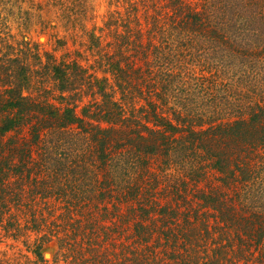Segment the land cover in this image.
<instances>
[{"label":"trees","instance_id":"obj_1","mask_svg":"<svg viewBox=\"0 0 264 264\" xmlns=\"http://www.w3.org/2000/svg\"><path fill=\"white\" fill-rule=\"evenodd\" d=\"M118 3L119 11L136 13L123 19L119 11L112 12L118 16L109 25L116 28L118 22V30L101 47L99 66L114 80L115 88L106 78L91 81L87 69L77 64H62L52 69L60 90L72 91L86 83L87 92L95 102L81 107L74 103L59 110L52 109L44 99L40 101L44 107H39L36 98L25 94L31 83L30 75L16 78L8 69L5 78L15 77L0 90L1 135L34 117H39V123L33 125L35 140L41 127L51 126L55 130L50 129L44 135L58 136L70 125L90 135L91 155L75 162V167L84 170L70 168V174L76 173V189L62 184L69 175L64 164L58 170L47 158L41 162L47 165L41 172L46 177L53 175L58 186L52 190L61 195L66 205L73 203L70 194L76 193L80 201L87 200L84 204L89 209L86 212L89 227L102 231L97 222L109 216L114 219L112 227H104L108 236L90 228L88 233L83 225L75 228L78 239L73 234H63L61 240L66 242L63 259L68 264H142L146 260L163 264L162 257L156 255V246L149 243L162 233L170 235L167 225L170 219L166 218L163 225L167 228L159 233V229L152 228L157 222L147 220L159 204L157 192L150 187L154 174L151 160L155 157L162 158L165 164L181 162L193 164V168L198 166L195 174L199 168L211 167L222 174V185L236 186L243 181L256 185L262 181L255 160L264 156V102L257 100L260 89L255 98L240 99L232 88L230 76L237 67L245 72L243 79L247 82L264 80V60L256 62L257 56L264 52V0H186L159 17L150 14L151 1L145 4L144 0H118ZM100 40L101 36L91 35L90 44L99 45ZM257 87L261 88L262 84ZM140 100L146 104H138ZM34 111L40 113L34 115ZM231 116L233 120L228 119ZM116 148L121 155L119 159ZM0 150L4 152V148ZM17 151L20 150L16 148ZM60 155L59 163L69 158L64 153ZM87 160L88 165L81 166ZM5 171L23 175L25 171L28 174L29 168L25 162L12 165L8 156H3L0 175ZM141 187L148 190L134 204L131 201ZM40 189L42 195L52 192ZM235 190L236 187L232 191ZM204 194L201 196L205 205L217 212L218 222L230 234L231 229L238 232L234 236L237 245L242 250L246 245L243 251L251 247L257 251L244 257L252 259V264H264V205H260L264 193L252 204L241 202L245 210L223 200L222 195ZM2 203L5 207V201ZM166 208L163 205L158 210L171 213ZM130 238L136 248L128 251L136 252L141 261L126 256L127 248L123 244ZM104 242L108 244L105 248ZM73 247L77 249L75 252ZM150 250L154 256L147 258ZM37 256L40 261H46L41 250ZM216 259L208 258L203 264H212Z\"/></svg>","mask_w":264,"mask_h":264},{"label":"rangeland","instance_id":"obj_2","mask_svg":"<svg viewBox=\"0 0 264 264\" xmlns=\"http://www.w3.org/2000/svg\"><path fill=\"white\" fill-rule=\"evenodd\" d=\"M150 1L153 6V10H149L150 14L152 17H159L186 0H144V3ZM118 4V0H0V90H4L9 85L6 82L15 77L10 75V79L5 78L8 69L16 78H21V74L30 75L31 83L25 94L36 98L39 107H44L45 104H40L44 99L52 109L59 110L74 103L81 107L83 104L95 102V98L87 92L86 83L72 91L60 90L59 82L53 78L52 69L62 64H77L87 69V75L92 76L91 81L106 78L108 84L115 88L114 80L104 72L99 62L103 53L101 47H104L111 34L118 30V22H115L116 28L109 25L118 16L111 14L119 11ZM119 12L123 19L136 13L135 10ZM137 14L140 16L141 12ZM91 35L101 36L99 45H93L92 42L90 44ZM15 57H18L17 61H12ZM257 59V64L263 61L264 52L260 53ZM68 70L69 68L67 72ZM233 70L235 71L231 72L230 83L239 98H255L260 89L257 100H261L263 104L264 80L259 81L258 78V81L252 79L247 82L243 79L245 72L242 73L237 67ZM254 80L255 84L252 85ZM260 84L262 87H257ZM240 99L237 102H240ZM138 104L146 103L140 100ZM32 113L36 115L40 112ZM228 119L233 120V117ZM38 120L39 117H34L30 122L24 123L25 125L0 134V149L4 148V152L0 150V158L8 156L12 165L25 162L29 168L28 174L26 171L23 175L5 171L0 175V264H68L63 259L66 250V242L61 240L63 234H73L78 239L80 236L75 228L77 225H83L88 233L91 229L97 234L108 236L104 227L113 226L114 219L109 216L97 222L102 226V231L89 227V215L86 213L89 209L85 205L87 200L80 201L76 198V193L70 194L73 203L66 205L61 195L54 193L58 184L54 183L53 175L46 177V174L41 172L42 168L47 166L41 164L44 158L50 160V164L55 166L54 169L59 170L64 164L65 172L69 175L65 176L62 184L67 187L72 185L76 189V173L70 174V168L74 169L77 160L91 155V143L88 140L90 135L76 125L67 126L58 136L44 135V132L50 129L55 130V127L51 126L41 127L39 137L35 140L33 125L38 124ZM16 148L20 151L16 152ZM61 153L69 158L59 163L58 160L62 159ZM119 153L117 149L116 159L121 158ZM262 160L264 156L255 160L262 181L256 185L243 181L236 183V186L222 185V174L211 167L199 168L195 174L198 166L193 168V164H165L160 157L151 160L154 174L150 187L157 192L159 204L147 220L157 222L152 228L159 229V233L162 229L166 230L163 222L170 219L167 223L170 235L164 236L162 233L159 238L153 237L149 243L156 246V255L162 257L163 264H203L208 258H217L212 264H252L253 260L244 256L256 254L257 251L254 247L243 251L247 246L242 245V250L241 246L237 245L234 236L238 232L231 229L230 234L227 231L229 229L218 222L217 212L205 205V198L201 195L212 192L222 195L223 200H229L230 204L245 210V205H240L241 202L252 204L254 199L264 193ZM87 165L88 160L81 163V166ZM235 187L234 193L232 190ZM40 188L55 190L42 195ZM146 190L147 187L139 188L136 198L131 202L135 204V201L142 200ZM2 201H5V207ZM163 205L167 206L166 209L171 210V213H160L158 208ZM260 205H264V198ZM125 235L128 236V233ZM132 241V238L127 239L123 245L127 248L126 256L136 261V252H129L136 248ZM179 242H182L181 246H178ZM129 243H132L130 247L127 246ZM157 243L159 245H156ZM107 246L104 242L103 248ZM40 250L46 256V261L39 260L37 252ZM76 250L75 247L74 252ZM149 254L147 258H152L153 250H150ZM142 264L155 263H148L146 260L142 261Z\"/></svg>","mask_w":264,"mask_h":264}]
</instances>
